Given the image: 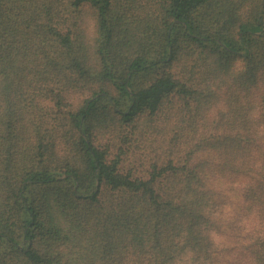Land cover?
<instances>
[{"label":"trees","instance_id":"1","mask_svg":"<svg viewBox=\"0 0 264 264\" xmlns=\"http://www.w3.org/2000/svg\"><path fill=\"white\" fill-rule=\"evenodd\" d=\"M0 264H264V0H0Z\"/></svg>","mask_w":264,"mask_h":264}]
</instances>
